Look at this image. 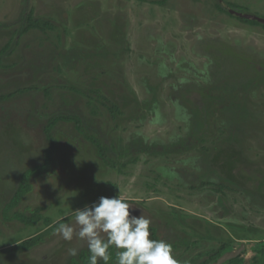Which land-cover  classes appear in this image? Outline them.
I'll return each mask as SVG.
<instances>
[{
    "label": "rangeland",
    "instance_id": "rangeland-1",
    "mask_svg": "<svg viewBox=\"0 0 264 264\" xmlns=\"http://www.w3.org/2000/svg\"><path fill=\"white\" fill-rule=\"evenodd\" d=\"M154 1L0 0V264L79 260L86 241L54 229L117 195L178 245L177 264L223 243H244L241 264H254L249 245L264 242V25L242 19H264V0ZM32 20L50 28L26 30ZM57 117L80 122L50 126ZM49 137L48 173L8 208ZM36 209L32 226L17 218Z\"/></svg>",
    "mask_w": 264,
    "mask_h": 264
},
{
    "label": "clouds",
    "instance_id": "clouds-1",
    "mask_svg": "<svg viewBox=\"0 0 264 264\" xmlns=\"http://www.w3.org/2000/svg\"><path fill=\"white\" fill-rule=\"evenodd\" d=\"M133 206L121 197L100 196L98 200L75 210L72 223H60L54 235L65 241L75 236L86 241L88 264L102 260L109 264L110 248L117 249L116 264H177L172 245L164 240L150 239L151 220L132 214ZM76 256L77 249H68Z\"/></svg>",
    "mask_w": 264,
    "mask_h": 264
},
{
    "label": "trees",
    "instance_id": "trees-1",
    "mask_svg": "<svg viewBox=\"0 0 264 264\" xmlns=\"http://www.w3.org/2000/svg\"><path fill=\"white\" fill-rule=\"evenodd\" d=\"M154 2L161 3L162 0H156ZM242 20L246 21V22H250V23L260 24L254 20H251V19L250 20L242 19ZM35 28L45 29V28H50V26L46 25V24L45 25L40 24L37 21L32 20V21H30V24L27 26L26 30L35 29ZM0 99H3V97H0ZM57 120H64V121L72 120V121H74V123L77 126L79 125V122H80L79 120L74 119L72 117H68V118L67 117L66 118L57 117V118H54V120H52L50 126H52L54 123H56ZM54 151H55V143H54L53 139L51 137H49V147L45 152V158H44L43 163L40 165H35V166L27 169L21 175L19 186H18L11 202L8 205V208L15 206L23 198V196L29 192V190H30L29 179L31 177H34V176L36 177V176L43 175L44 173H48L49 168H50V164L52 162V156H53ZM99 152L101 153L100 147H99ZM39 211H40V209H36L35 211H32V213H31L32 215L30 217H24L23 215H17V218L19 220H21L22 222L32 226L39 219V216H38ZM150 230H151V239L159 240L157 235H156V230L155 229H150ZM171 245H172V250H175L178 248L177 244H171ZM32 246H33V243L30 240L25 241L22 244V248L24 250H28ZM232 249H233V245L223 243L219 246L217 251H215L214 253H212L209 256V258L207 260H204L198 264H211V263L215 262L222 254H224L225 252L230 251ZM248 250L251 254H253L252 259L254 261V264H256L258 262L259 258H264V242H252V243H250ZM109 252L112 255V259L109 262V264H116L117 249H115L114 247L110 248ZM88 256H89V251L88 252H82L80 257H79V260H73L71 264H88ZM241 261H242V256L239 255L238 257H236L230 261H227L224 264H241L242 263ZM98 264H104V262L102 260H99Z\"/></svg>",
    "mask_w": 264,
    "mask_h": 264
},
{
    "label": "water",
    "instance_id": "water-1",
    "mask_svg": "<svg viewBox=\"0 0 264 264\" xmlns=\"http://www.w3.org/2000/svg\"><path fill=\"white\" fill-rule=\"evenodd\" d=\"M251 20H254L260 24L264 25V19L258 18V17H251ZM246 249V246L244 243L240 244V246L238 248H235L231 251H227L224 254H222L215 262L211 263V264H224L227 261H230L236 257H238L239 255H241V253Z\"/></svg>",
    "mask_w": 264,
    "mask_h": 264
},
{
    "label": "flooded vegetation",
    "instance_id": "flooded-vegetation-1",
    "mask_svg": "<svg viewBox=\"0 0 264 264\" xmlns=\"http://www.w3.org/2000/svg\"><path fill=\"white\" fill-rule=\"evenodd\" d=\"M247 171V170H246ZM249 174H250V172L249 171H247ZM261 180V179H260Z\"/></svg>",
    "mask_w": 264,
    "mask_h": 264
}]
</instances>
